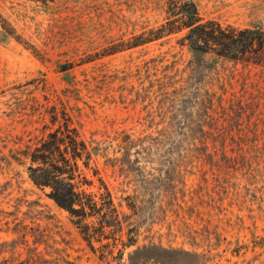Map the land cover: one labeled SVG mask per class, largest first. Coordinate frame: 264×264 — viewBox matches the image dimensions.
Masks as SVG:
<instances>
[{
    "label": "rangeland",
    "instance_id": "374dc122",
    "mask_svg": "<svg viewBox=\"0 0 264 264\" xmlns=\"http://www.w3.org/2000/svg\"><path fill=\"white\" fill-rule=\"evenodd\" d=\"M170 1L0 0V264H132L155 246L192 254L171 264H264V65L199 68L183 34L150 42ZM191 1L264 30V0ZM65 122L94 153L82 189L101 203L107 187L121 227L96 216L86 235L29 178Z\"/></svg>",
    "mask_w": 264,
    "mask_h": 264
},
{
    "label": "trees",
    "instance_id": "16d2710c",
    "mask_svg": "<svg viewBox=\"0 0 264 264\" xmlns=\"http://www.w3.org/2000/svg\"><path fill=\"white\" fill-rule=\"evenodd\" d=\"M168 17L165 25L152 31V40L159 41L165 37L183 34L179 40L182 46L188 47L193 56L190 64L199 68L214 56L233 62H247L264 65V30L260 27L236 29L223 27L220 23L202 19L198 7L191 0H171L168 8ZM31 165L28 168L29 178L40 188L50 189V198L73 218L76 224L91 236V226L86 223L89 218L100 216L102 218L101 230L121 227V219L114 206L113 197L107 187L103 185L101 203L96 196L88 194L82 188L92 186L93 182L84 175L80 163L89 169L94 153L85 141L80 139L79 131L72 129L70 122H65L49 140L34 152L27 154ZM96 175V174H95ZM133 245H128L131 247ZM154 252L153 256L139 259L143 252ZM158 253H163L161 258ZM175 254L192 255L185 250L152 247L138 250L134 253L137 262L132 264H171L168 258ZM132 256V260L133 257ZM167 258V259H168ZM159 259V260H158Z\"/></svg>",
    "mask_w": 264,
    "mask_h": 264
}]
</instances>
